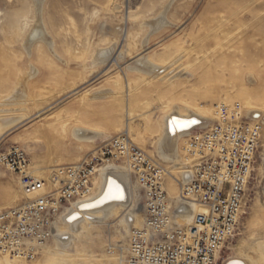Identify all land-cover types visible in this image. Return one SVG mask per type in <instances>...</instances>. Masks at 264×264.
<instances>
[{"label":"rangeland","instance_id":"rangeland-1","mask_svg":"<svg viewBox=\"0 0 264 264\" xmlns=\"http://www.w3.org/2000/svg\"><path fill=\"white\" fill-rule=\"evenodd\" d=\"M161 17L167 24L154 31L152 24ZM39 27L40 40L32 37ZM144 60L159 66L162 75L142 66ZM246 101L264 110V0H0V157L20 148L30 162L27 172L52 189L60 167L79 164L124 132L182 182L180 168L192 169L194 162L187 153L189 136L180 142V163L166 160L157 138L163 117L180 107L211 112L212 124L193 134L218 121L219 105L239 104L245 114ZM22 115L28 119L6 127V118ZM263 158L264 132L249 197L220 264L249 255L264 239ZM114 166L128 172L133 195L125 212L141 213L143 220L141 186L125 164ZM20 180L0 162V213L26 198ZM170 181L166 190L172 194ZM122 217L81 226L82 234L72 236L66 247L54 237L35 261L2 253L0 261L106 264L123 254L128 264L129 236L136 227L121 235ZM58 229L68 231L64 222ZM50 251L53 261L45 257Z\"/></svg>","mask_w":264,"mask_h":264},{"label":"built area","instance_id":"built-area-1","mask_svg":"<svg viewBox=\"0 0 264 264\" xmlns=\"http://www.w3.org/2000/svg\"><path fill=\"white\" fill-rule=\"evenodd\" d=\"M217 112L220 118L211 128L189 139L187 153L194 163L189 181L181 184V198L184 204L205 209L195 217L189 233L173 222L175 210L171 212L164 189V168L122 133L81 163L60 167L52 179L58 188L51 190L27 172L30 162L23 150L12 147L2 154L0 162L21 175L25 194L35 196L25 209L0 214V249L35 259L37 250L53 237L47 230L55 217L92 195L103 164L127 162L144 192L146 214L144 228L133 229L129 238L130 264H220L249 197L263 126L244 118L239 104L221 105Z\"/></svg>","mask_w":264,"mask_h":264},{"label":"bare ground","instance_id":"bare-ground-1","mask_svg":"<svg viewBox=\"0 0 264 264\" xmlns=\"http://www.w3.org/2000/svg\"><path fill=\"white\" fill-rule=\"evenodd\" d=\"M40 3V1H38ZM171 4V2H170ZM40 8V7H39ZM167 8V7H166ZM39 10V9H38ZM166 12V11H165ZM40 14V13H39ZM40 18V17H39ZM41 20V19H40ZM38 19V21H40ZM149 23V22H148ZM153 29L154 31H158L161 28H163L167 23L165 22V20L161 17L160 19L156 20L155 22H153ZM41 24V23H40ZM150 25V26H152ZM38 26V25H37ZM17 27V26H16ZM41 27V25H40ZM38 28L36 30H34V35L32 36L33 38H38L41 33H42V28ZM44 32V31H43ZM119 33V32H118ZM117 33V34H118ZM44 34V33H43ZM119 35V34H118ZM128 35V34H127ZM117 36V35H116ZM30 37V36H29ZM46 37V35L44 36ZM128 38V36H127ZM130 38V37H129ZM42 39V38H40ZM38 38V40H40ZM37 40V39H36ZM44 40V39H43ZM45 41V40H44ZM48 41V40H46ZM28 43H29V39H28ZM144 43V42H143ZM30 44V43H29ZM26 45V44H25ZM50 45V44H49ZM116 45V44H115ZM147 45V43H146ZM30 46V45H29ZM28 46V48H29ZM33 46V45H32ZM27 47V46H26ZM144 47V46H143ZM147 48V47H146ZM110 49V48H109ZM30 50V49H29ZM49 50V49H48ZM31 51V50H30ZM54 51V50H53ZM100 52V51H99ZM103 53V52H102ZM108 53V51H107ZM106 53V54H107ZM110 53V52H109ZM124 53V52H123ZM122 53V54H123ZM100 54V53H99ZM121 54V55H122ZM101 55V54H100ZM105 55V53H104ZM113 55V54H112ZM128 55V54H127ZM148 57V56H147ZM60 58V57H59ZM104 58V56H103ZM121 61V60H120ZM123 61V60H122ZM122 61L120 63H122ZM150 61V60H149ZM149 61H143L140 62L142 66H145L148 68V70L150 72H155L161 74L162 72H164L162 69L159 68V66L152 64ZM177 61V59H176ZM116 64L118 66L119 62L118 59L115 61ZM169 63V62H168ZM177 63V62H176ZM172 65H174L175 63H171ZM169 65V64H167ZM166 65V66H167ZM177 66V65H176ZM132 67V66H130ZM129 67V68H130ZM162 67V66H161ZM131 69V68H130ZM179 69V67L177 68ZM167 70V69H166ZM175 70V69H174ZM185 70V69H184ZM183 70V71H184ZM139 71V70H138ZM144 71V70H143ZM170 71V70H169ZM173 71V69H172ZM35 72V70H34ZM134 72V71H133ZM148 72V71H147ZM182 72V71H181ZM186 72V71H185ZM136 73V72H135ZM189 73V72H188ZM142 74V73H141ZM184 74V73H183ZM154 75V74H153ZM162 75V74H161ZM176 75V74H175ZM186 76V75H185ZM253 76V75H252ZM25 77V76H24ZM161 77V76H160ZM173 77V76H172ZM178 77V76H177ZM155 79V78H154ZM165 79V77H164ZM163 79V80H164ZM176 79V78H174ZM173 79V80H174ZM178 79V78H177ZM168 80V79H167ZM252 82V81H251ZM20 84V83H19ZM23 85V84H22ZM25 86V85H24ZM20 87V86H19ZM15 91V90H14ZM21 93V91L19 90V88H17L16 93ZM102 92V90H101ZM112 93V92H111ZM104 94V92H103ZM110 94V93H109ZM10 95V94H9ZM105 95V94H104ZM11 96V95H10ZM15 96V95H13ZM23 96V95H22ZM103 96V95H102ZM8 97V96H7ZM20 100V99H19ZM26 100V99H25ZM99 100V99H98ZM8 102V101H6ZM12 102V101H11ZM22 102V101H19ZM18 102V103H19ZM25 102V101H24ZM248 110L247 112L244 111L242 112V116L244 118H248L250 119L249 121L253 122V123H260L263 128H262V133H261V141H262V136H263V132H264V110L261 108H258L256 106H254V104L252 103H248ZM9 103V102H8ZM17 103V102H16ZM4 104V103H3ZM15 104V102H14ZM23 104V103H22ZM2 105V104H1ZM6 105V104H5ZM8 105V104H7ZM4 106V105H3ZM220 106V105H219ZM176 107V106H174ZM180 107V104H179ZM189 107V106H188ZM218 107V106H217ZM184 109H186L187 107H184ZM14 109V108H13ZM20 109V107H19ZM173 109V108H172ZM171 109V110H172ZM181 109V107L179 108ZM173 110L169 113H167V115H165L163 117L162 120V124H161V130L159 132L158 135V141L162 142L165 146V150L166 153L164 154V158L168 161L171 162H176L178 161L181 157H179V145L180 142L186 138L187 136H189V139L191 138L192 135V131L200 128H205L207 126H209L210 124H212V115L210 114L211 112H203L201 110L195 109L193 108L191 109H186V112H182L180 110ZM5 110V109H4ZM18 110V109H16ZM28 110V109H27ZM1 112V111H0ZM4 112V111H3ZM8 112V111H7ZM11 112V110H10ZM217 112V111H216ZM2 113V112H1ZM6 114V113H5ZM218 114V112H217ZM16 115V114H15ZM219 115V114H218ZM3 116V115H2ZM1 116V117H2ZM220 116V115H219ZM5 117V116H4ZM6 118V117H5ZM11 118V117H10ZM5 119L6 120V127L8 126H13L14 124L16 126H18L19 124L23 123L24 121H26L28 119V117L26 118L25 116L22 115V118H11V119ZM1 119V118H0ZM4 119V118H3ZM216 119V118H215ZM247 119V120H248ZM217 120V119H216ZM1 121V120H0ZM192 121H195V123H192ZM10 123V124H9ZM161 123V122H160ZM1 125V124H0ZM16 126H14L13 128H15ZM4 128L2 129L3 132ZM65 130V129H64ZM73 130V129H72ZM88 130V129H86ZM5 131V130H4ZM81 131V130H80ZM77 132V131H76ZM73 133V132H72ZM100 133V132H99ZM98 133V134H99ZM125 133V132H124ZM196 133V132H195ZM2 134V133H1ZM0 134V135H1ZM81 135V134H80ZM88 135V134H87ZM86 135V136H87ZM129 135V134H128ZM77 136V135H76ZM80 137V136H78ZM130 137V136H129ZM76 139V138H75ZM87 140V139H86ZM93 140V139H92ZM81 141V140H80ZM82 141H83V136H82ZM90 141V140H89ZM92 142V141H91ZM138 147V146H137ZM261 147V142H260V146L259 149ZM142 150V149H141ZM160 150V149H159ZM144 153H146L144 150H142ZM164 152V150H163ZM180 153V152H179ZM147 154V153H146ZM89 155V154H88ZM88 155L84 158L86 159L88 157ZM148 155V154H147ZM150 156V155H148ZM151 157V156H150ZM157 164H159L160 166H162V164L158 163V161L156 159H154L153 157H151ZM83 159V160H84ZM182 159V158H181ZM82 160V161H83ZM264 160V158H263ZM81 161V162H82ZM183 161V160H182ZM80 162V163H81ZM126 162V161H125ZM167 162V161H166ZM179 162V161H178ZM180 163V162H179ZM194 163V162H193ZM115 163H111V162H106V164L104 163L103 166L101 167V169L99 170V174L98 176L94 179V187H93V193L90 197L83 199V200H79L78 202L71 204V206H67L62 213H60L58 216L55 217V219L52 221L51 223V227L49 230H47L48 232H52V238L48 239L46 241V245L40 247L38 251V254L36 256L35 259L32 260H27L23 257L20 256H16L13 253L10 252H6L0 249V253L2 254H6L7 256H11L13 258H16L18 260L22 259L28 262H32L35 261L39 255L41 254V252L47 247L49 246V244L53 241L54 237L56 239V242L60 243L62 246L66 247L67 246V242L72 236H75L77 233L78 235H81L83 230L80 231L79 229H81V226H85L87 228L92 227V226H96L99 223L110 219H117L123 216L124 212L128 209L129 207V203L130 200L132 198V189L130 187V183H129V178H128V172H126L127 170L122 169L121 167H116L114 166ZM125 164V163H123ZM129 170V172H131V174L133 175V177L137 180V178L135 177L133 171L130 169V167L128 166L127 162L125 164ZM184 165V164H183ZM179 165H176V167ZM164 170L166 171V175H165V183H164V189L166 190V180L167 178H170L172 181V186H173V191L172 194H170L167 192V198L169 201V204L172 207V211L174 212V216H173V222L176 223H186L187 227L185 229L186 233L190 232V229L192 228L193 224H194V220L195 217L198 214H204L205 213V209L203 207H201L199 204H184V202L182 201L181 198V194H178V190L174 187V184H176L175 186L179 185L181 188V192H182V183H187L189 181L190 178V172H192L193 169H189L188 165L187 167H181L180 169L183 170L181 173V179L182 182L176 178L173 174L169 173V171L164 167ZM177 169V168H176ZM19 174V173H18ZM100 175V176H99ZM35 177V176H34ZM37 178V177H36ZM38 179V178H37ZM40 180V179H39ZM44 181V180H43ZM170 181V182H171ZM46 182V181H45ZM138 182V180H137ZM139 183V182H138ZM20 185L23 189V186L21 184V180H20ZM47 188L48 189H52L48 186L47 182H46ZM140 185V184H139ZM58 188V185H57ZM134 191V190H133ZM138 191V190H137ZM43 191L37 193V194H42ZM24 195L26 196V198L22 201V203L20 205H18L15 208H10L7 210H12V209H16V208H26V202H28L29 200H31L32 198H34L35 195L29 196L26 195L24 190H23ZM122 197V198H121ZM136 197V196H135ZM139 202V200H138ZM143 202H144V192H143ZM145 206V205H144ZM176 208H175V207ZM6 211V210H4ZM2 211V212H4ZM1 212V213H2ZM0 213V214H1ZM126 213V212H125ZM130 213V212H129ZM70 216H75L76 219L70 221L69 217ZM144 217L143 220L141 219V213H131V214H127L125 216H123L122 218H124V223L122 221L120 228L122 229L120 231L121 235L127 234L129 233V231L131 230L132 227H136L133 229H142L145 226L146 223V214H145V208H144ZM175 220L177 222H175ZM61 222H64V225L66 226L68 231H59V224ZM132 222V223H131ZM178 226V224H176ZM179 227V226H178ZM132 229V231H133ZM46 231V232H47ZM131 231V233H132ZM130 233V236H131ZM77 235V236H78ZM129 236V237H130ZM79 237V236H78ZM73 240V239H72ZM78 241V240H77ZM55 242V241H54ZM72 243V242H71ZM76 243V242H75ZM60 245V246H61ZM69 245V244H68ZM58 246V244H57ZM56 247V246H55ZM74 247V246H73ZM71 248V246H70ZM55 249V248H54ZM57 249V248H56ZM63 249V248H62ZM65 249V248H64ZM63 249V250H64ZM72 249V248H71ZM74 249V248H73ZM70 250V249H69ZM129 251V249H127ZM49 251V250H48ZM55 251V250H52ZM115 252V251H114ZM124 252V249H123ZM66 253V252H65ZM70 253V252H69ZM56 254V253H55ZM59 254V252H58ZM54 252H48L45 254L46 258H49L50 260H52L51 258H53ZM61 256V255H60ZM73 256V255H72ZM123 254L120 257H117L115 259H113V261H106V264H123V259H122ZM67 257V256H64ZM69 257V256H68ZM54 259V258H53ZM70 260V259H69ZM53 261V260H52ZM51 261V262H52ZM60 261V260H59ZM58 261V263L56 264H60V262ZM63 261V260H62ZM66 261V260H65ZM67 262V261H66ZM71 262L73 263V260L71 259ZM128 264H130L129 262V257L127 262ZM0 264H18L15 260H12L8 257H3V259H1ZM55 264V263H53ZM66 264V263H65ZM70 264V263H69ZM227 264H264V239L260 240L255 247L254 252L250 253L247 256L243 257H234L233 259H231Z\"/></svg>","mask_w":264,"mask_h":264},{"label":"snow or ice","instance_id":"snow-or-ice-1","mask_svg":"<svg viewBox=\"0 0 264 264\" xmlns=\"http://www.w3.org/2000/svg\"><path fill=\"white\" fill-rule=\"evenodd\" d=\"M192 123H195V121H192ZM121 198H122V197H121ZM75 219H76L75 216H70V217H69V220H70V221L75 220Z\"/></svg>","mask_w":264,"mask_h":264}]
</instances>
